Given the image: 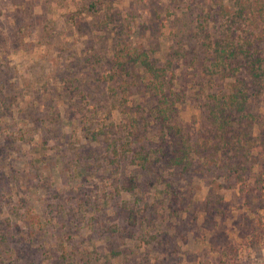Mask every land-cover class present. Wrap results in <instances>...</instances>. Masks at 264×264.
Instances as JSON below:
<instances>
[{
	"label": "rangeland",
	"instance_id": "obj_1",
	"mask_svg": "<svg viewBox=\"0 0 264 264\" xmlns=\"http://www.w3.org/2000/svg\"><path fill=\"white\" fill-rule=\"evenodd\" d=\"M220 1L0 0V264H264V142L198 146L235 82L201 46ZM121 41L175 53L189 171L163 159L147 100L108 96ZM248 109L264 117V91Z\"/></svg>",
	"mask_w": 264,
	"mask_h": 264
},
{
	"label": "trees",
	"instance_id": "obj_2",
	"mask_svg": "<svg viewBox=\"0 0 264 264\" xmlns=\"http://www.w3.org/2000/svg\"><path fill=\"white\" fill-rule=\"evenodd\" d=\"M224 1L219 2L213 13L202 12L200 17L205 23L213 17L216 22L225 19V28L216 26L210 34L206 27L199 25L203 32L201 46L207 50L215 74L221 76L231 71L230 77L235 80L228 93L212 96L208 106L212 129L207 138L199 139L198 146L206 148L213 158L239 149L247 152L254 147L252 142H264V117L248 109L250 97L264 91V0H227L231 6ZM174 55L167 52L161 60L150 50L125 41L117 42L107 64L108 73L101 81L111 83L107 94L116 107L133 102L134 96L147 100L150 117L159 127V152L161 148L170 169L186 172L193 164L195 146L179 123V109L185 102L186 92L173 88ZM256 124L257 136L252 133ZM132 188L134 181L130 178L127 189Z\"/></svg>",
	"mask_w": 264,
	"mask_h": 264
}]
</instances>
